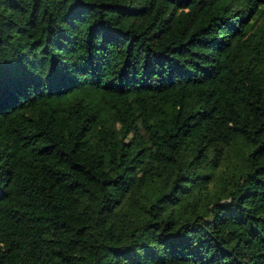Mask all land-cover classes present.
Here are the masks:
<instances>
[{"label":"trees","instance_id":"obj_1","mask_svg":"<svg viewBox=\"0 0 264 264\" xmlns=\"http://www.w3.org/2000/svg\"><path fill=\"white\" fill-rule=\"evenodd\" d=\"M0 264H264V0H0Z\"/></svg>","mask_w":264,"mask_h":264}]
</instances>
